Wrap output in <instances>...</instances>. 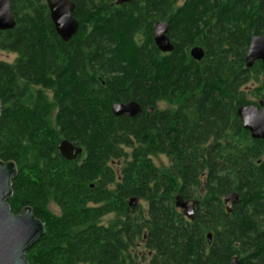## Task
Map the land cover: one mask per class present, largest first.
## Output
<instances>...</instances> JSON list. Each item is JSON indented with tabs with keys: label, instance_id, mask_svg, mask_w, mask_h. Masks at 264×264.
<instances>
[{
	"label": "trees",
	"instance_id": "16d2710c",
	"mask_svg": "<svg viewBox=\"0 0 264 264\" xmlns=\"http://www.w3.org/2000/svg\"><path fill=\"white\" fill-rule=\"evenodd\" d=\"M8 1L16 24L0 32V52L15 59L0 61V160L16 176L7 205L14 215L31 208L44 226L27 264H264V141L237 115L264 100V66L245 65L250 39L264 37V0H69L78 31L68 43L47 0ZM162 22L167 54L153 41ZM196 46L200 62L189 55ZM128 102L142 112L112 115ZM62 141L82 154L66 161ZM156 155L169 166L155 167ZM232 193L239 202L227 214Z\"/></svg>",
	"mask_w": 264,
	"mask_h": 264
},
{
	"label": "water",
	"instance_id": "95a60500",
	"mask_svg": "<svg viewBox=\"0 0 264 264\" xmlns=\"http://www.w3.org/2000/svg\"><path fill=\"white\" fill-rule=\"evenodd\" d=\"M131 0H116V5L129 3ZM51 22L56 35L64 43H68L78 31V22L73 18L75 6L69 0H47ZM15 18L8 0H0V32L10 31L15 27ZM166 22L157 23L153 28V41L161 53H170L173 46L167 37ZM191 59L200 62L204 57L201 47H194L189 51ZM255 62L264 66V37L257 36L250 39L245 58L246 69L253 67ZM1 110V104H0ZM142 112L141 107L134 103H115L111 113L115 117L126 116L133 118ZM237 115L243 129L249 132L252 140L264 141V100L258 106L248 105L238 109ZM57 150L66 161H73L82 154V149L68 141L59 143ZM16 176V166L13 162L0 160V264H27L25 253L27 249L44 234L43 223L36 219L31 208H24L20 214L14 215L7 205L12 195V181ZM239 202V196L232 193L224 199L227 214H231L232 207ZM181 210H187V218L191 217L193 206L188 203L177 205ZM211 236H207L210 243ZM230 264H238L234 258Z\"/></svg>",
	"mask_w": 264,
	"mask_h": 264
},
{
	"label": "rangeland",
	"instance_id": "374dc122",
	"mask_svg": "<svg viewBox=\"0 0 264 264\" xmlns=\"http://www.w3.org/2000/svg\"><path fill=\"white\" fill-rule=\"evenodd\" d=\"M15 59V56L12 54H7L5 52H0V61H5V62H13V60ZM252 85H249V87H251ZM250 101H255V99H253L252 97H249ZM167 108H171L169 105L165 104V103H160L158 105V109L163 110V109H167ZM152 163L155 167H157L158 169L162 170L165 169L169 166V161L165 156L162 155H156L151 157ZM135 204H141V205H145L143 202L141 201H136ZM189 205H191L190 203H188ZM49 210L51 213L58 215L59 214V210L58 208L53 204L50 203L49 204ZM184 211V213L187 212V210H182ZM114 216H108L106 218L103 219V223L104 224H108L109 221L113 220Z\"/></svg>",
	"mask_w": 264,
	"mask_h": 264
},
{
	"label": "flooded vegetation",
	"instance_id": "af4514ba",
	"mask_svg": "<svg viewBox=\"0 0 264 264\" xmlns=\"http://www.w3.org/2000/svg\"><path fill=\"white\" fill-rule=\"evenodd\" d=\"M260 101H261V100H260ZM260 101L257 102V105H256V106H258V103H259Z\"/></svg>",
	"mask_w": 264,
	"mask_h": 264
}]
</instances>
